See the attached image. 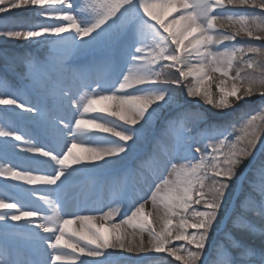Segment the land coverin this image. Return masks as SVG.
I'll use <instances>...</instances> for the list:
<instances>
[{
	"label": "snow or ice",
	"instance_id": "1",
	"mask_svg": "<svg viewBox=\"0 0 264 264\" xmlns=\"http://www.w3.org/2000/svg\"><path fill=\"white\" fill-rule=\"evenodd\" d=\"M0 39L45 45L50 56L21 60V78L45 93L36 103L0 75L3 149L24 153L23 164L0 157V178L22 182L21 190L50 186L38 197L43 207L0 194V264H114L109 250L161 264L154 254L178 264H264V0H0ZM100 47L95 71L104 76L84 69L86 91L57 78L71 57ZM47 100L66 102L71 118L52 120ZM9 113L47 124L49 142ZM156 122L154 149L136 169L103 175ZM85 175L98 189L107 185L110 198L69 214L64 191ZM234 188L243 199L233 216ZM226 218L259 246L228 231Z\"/></svg>",
	"mask_w": 264,
	"mask_h": 264
},
{
	"label": "rangeland",
	"instance_id": "2",
	"mask_svg": "<svg viewBox=\"0 0 264 264\" xmlns=\"http://www.w3.org/2000/svg\"><path fill=\"white\" fill-rule=\"evenodd\" d=\"M13 11H17V10H13ZM24 15L28 16L29 18H31L33 20L39 19L38 17L33 16V14L31 12H25ZM175 15H179V13H175ZM40 39H43V37H41ZM10 43H14V46H16V47L25 48L26 49L25 53L28 55L31 54L35 57L40 58V59L50 58L49 49L45 45H37L34 42L29 44L26 42L4 41L3 39H0V44H10ZM256 43L259 44L261 42L256 41ZM31 49H34V52ZM105 54H106V48L100 47V48L95 49L93 52L88 53L87 55H80V56L71 57L69 59V64L71 66L77 65L75 68L83 67V71H84V69H86L85 65L87 64L86 61L88 59L97 63V62L101 61L102 58H104ZM193 62H195V61H193ZM9 68H11V70L14 74H17L18 77L20 79H22L23 85H25V86H26V84L31 85L30 81L26 82L25 79L21 78L20 74L25 71L24 65L22 67L20 65V66H17L16 68H14V67H9ZM93 70H95V69L93 68ZM83 71H82V73H83ZM76 74H78V73H76ZM62 75L63 76L72 75V70L69 68V66H68V69H65V71L63 72ZM172 75L173 76L176 75L174 70H173ZM216 75H218V74H216ZM93 76H99V75L93 74ZM84 78H86L85 75L83 76V79ZM99 78H101V77H99ZM186 83H192L191 78H189V80L186 81ZM81 87H84L83 88L84 90H81ZM51 90H52L51 87H49L48 91H47L48 97L52 96L51 93L53 90L52 91ZM80 90L86 91L87 88L85 87V85L81 86V84L78 83L76 85V90L74 92H79ZM212 90H213V92H216L215 84H213ZM22 91L24 93H26V95L24 96L25 100L26 101L31 100L32 103H36L32 99V97L34 95L38 94L41 97H44V95H45V93L41 89H39L38 87H33V86L31 88H29V87L23 88ZM180 98L183 101V99H184V93L183 92L180 93ZM253 99L255 101L259 100L258 97H254ZM45 102L47 104L49 117L52 120H55V118L57 117L56 116V112H57L56 108H57V106H61V105L55 104V103L51 102L50 100H47ZM107 103L108 102H101V104L99 106H104ZM65 104H66V102H65ZM255 106L256 105L254 104L253 107H255ZM2 107H4V106H2ZM196 107L200 108L202 111H204V110L212 111V107L210 105H207V104H198V105H196ZM66 112L67 111L65 110V113L63 116L68 117ZM87 115H95V114H86V116ZM10 116H11L10 118L15 120L16 122L21 121V122H25V123H34L27 115H25L23 117H18V116H15V115L10 113ZM45 125L46 126H44V127L46 128V131L49 132L50 128L47 126V124H45ZM159 128H160V122H156V124L151 129H149L147 131L145 139L137 145V147L134 151V154L133 153L130 154L129 158L123 164H121V166L118 168L123 169V170L125 168H127L130 171L136 169V167L139 165L140 161L143 160L146 156H148L153 151L154 146H155L156 136L159 133ZM29 133H31L34 137H36L38 139V141L40 142L41 135L37 134L36 131H34V129L30 130ZM77 151H79V149ZM17 156L19 157V159H18L19 161H17V163L23 164L24 163V160H23L24 153L19 152L18 150H11V149H9L5 153V151L3 149V138H0V157H5L7 159H13V158H16ZM261 159H264V156H261L260 154H258L257 163H259V161ZM108 174L109 173H107V174L104 173L103 175H108ZM247 175L250 176L251 173H247ZM86 176L87 175L75 178L73 180V182L65 189V191H67V192L70 191V192L67 193L65 196H63V200H66V201H68V203H70V205L73 207L74 213L79 212V210L74 205V201L72 202V201H69L68 199H69L70 195L71 196L74 195V194H72V192L78 191V188H73L75 185L79 184L78 182H80V181L87 182L88 181V183H89L88 188L83 190L85 195H87V193H88V197H87L88 201H91V200L93 202L96 201L100 190H102V189H98L97 186L93 183L92 177H91V179L79 180V179L85 178ZM6 183H7V187H5ZM18 184H22V182H17V181L6 182V181H4L3 178H0V194L7 195L8 197H10L12 199H18V200L22 199L21 201H23L25 204H27V206H30V204L33 203L36 206L39 205V206L43 207L42 202H40L38 199V197H39L38 194L35 197H33V196H30L28 194V192L26 191L27 189L34 188L33 185H23L24 190H21L20 188L16 187ZM136 187L141 192V194H144L147 191V186L144 185L142 182L138 183L136 185ZM8 190H10L9 194L6 192ZM244 191H247V185L246 184L244 187ZM110 195L111 194H110L109 190H107V193L105 192V195H104V197H105L104 202L105 203H107V201L109 200ZM241 199H243L242 191L239 188H234L233 189V195L231 197L230 212H229L230 215L234 216V214L231 213V208H236L237 210L239 209V202ZM65 218H70V217L66 216ZM225 224L227 225V230L232 232V234L235 235L238 239L244 240L245 242H248V243L254 244V245L260 243V241L257 237L250 236L249 234L242 232L237 228H234L231 219L226 218ZM214 238L217 240H223V238H224L223 226H222L221 231H218L217 233L214 234ZM177 243H179V242H177ZM127 254L128 255H125V256H123V255L117 256L116 254H112L110 259L114 262V264H161V261L158 259H154L153 256L137 255L135 253H127ZM154 255L164 257L162 264H178V262L174 261V258L166 257L165 254H163V253L154 254Z\"/></svg>",
	"mask_w": 264,
	"mask_h": 264
},
{
	"label": "trees",
	"instance_id": "3",
	"mask_svg": "<svg viewBox=\"0 0 264 264\" xmlns=\"http://www.w3.org/2000/svg\"><path fill=\"white\" fill-rule=\"evenodd\" d=\"M9 45L0 44V75H4V70L2 66L6 63H16L17 61V49L11 48Z\"/></svg>",
	"mask_w": 264,
	"mask_h": 264
},
{
	"label": "bare ground",
	"instance_id": "4",
	"mask_svg": "<svg viewBox=\"0 0 264 264\" xmlns=\"http://www.w3.org/2000/svg\"><path fill=\"white\" fill-rule=\"evenodd\" d=\"M87 62H88V60H87ZM92 62L94 63V66H95L96 62L89 60V63H92ZM42 125H44V124H42ZM133 154H134V152H133ZM120 166H121V164H118L115 168L111 169L110 171H106L105 174H107V173H109V174L116 173L118 171V167H120ZM85 179H91V177L90 176H86L85 178H82V179H79V180H85ZM81 185L83 186L84 185V182H81ZM41 186H43V185H41ZM146 207H148L150 209V205H148ZM117 218L119 219V217H117ZM69 227L70 228H78L79 225H70ZM110 252H112V254H116L117 256H119V255H123V256L128 255L127 254L128 252L122 251V250H110ZM82 259L91 260L92 258L82 257Z\"/></svg>",
	"mask_w": 264,
	"mask_h": 264
}]
</instances>
